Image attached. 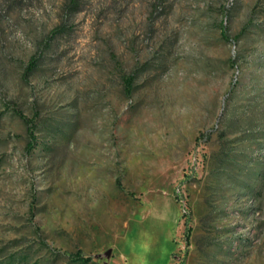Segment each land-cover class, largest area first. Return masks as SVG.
Here are the masks:
<instances>
[{
    "label": "rangeland",
    "instance_id": "374dc122",
    "mask_svg": "<svg viewBox=\"0 0 264 264\" xmlns=\"http://www.w3.org/2000/svg\"><path fill=\"white\" fill-rule=\"evenodd\" d=\"M67 3L0 0V264H264V0Z\"/></svg>",
    "mask_w": 264,
    "mask_h": 264
},
{
    "label": "trees",
    "instance_id": "16d2710c",
    "mask_svg": "<svg viewBox=\"0 0 264 264\" xmlns=\"http://www.w3.org/2000/svg\"><path fill=\"white\" fill-rule=\"evenodd\" d=\"M76 3H77V0H68L67 7L74 8ZM57 29H58V27L52 29L50 34H53L54 32H56ZM32 65H33V57H31L28 60V62L26 64V67H25V70L31 69ZM123 82H124L125 86L129 85V83H130L129 77H124L123 78ZM19 117L22 119V121L25 124V131H26V136H27V140H26V143L24 145V149L25 150H30L31 147L33 146V143H34V140L32 138V132H31V130H32V120L30 118H24V117H22L20 115H19ZM114 184L116 186L119 185L118 184V178H116L114 180ZM183 239H184V242L186 243V234L183 236ZM89 259H90L89 256H82L78 249H76L75 251H73L70 254H68V260L72 261V262L79 261V262L85 263Z\"/></svg>",
    "mask_w": 264,
    "mask_h": 264
}]
</instances>
